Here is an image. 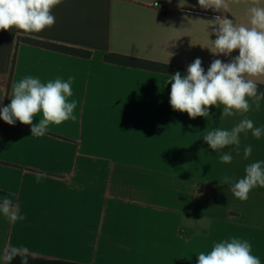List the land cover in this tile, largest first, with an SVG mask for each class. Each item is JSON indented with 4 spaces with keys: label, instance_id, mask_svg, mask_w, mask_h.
Returning a JSON list of instances; mask_svg holds the SVG:
<instances>
[{
    "label": "crops",
    "instance_id": "1",
    "mask_svg": "<svg viewBox=\"0 0 264 264\" xmlns=\"http://www.w3.org/2000/svg\"><path fill=\"white\" fill-rule=\"evenodd\" d=\"M227 4L217 11L198 0H62L51 28L0 30V109L27 75L45 83L74 76L69 99L78 101L77 119L50 125L42 137L31 136L32 125L0 118V201L11 199L26 217L12 224L0 214V264L6 248L21 245L37 253L29 264H197L201 251L230 237L248 240L264 264V187L241 202L221 185L264 161V134L241 133L238 152L235 145L213 151L202 139L244 118L264 126V99L243 115L221 119L222 108L211 106L208 117L192 119L169 103L171 75L103 60L116 54L187 69L200 58L206 73L213 60L239 55L209 50L218 27L211 21L251 27L248 10L264 0ZM20 38L91 54L79 58ZM249 78L264 86V76ZM222 152L231 163L220 162Z\"/></svg>",
    "mask_w": 264,
    "mask_h": 264
},
{
    "label": "clouds",
    "instance_id": "2",
    "mask_svg": "<svg viewBox=\"0 0 264 264\" xmlns=\"http://www.w3.org/2000/svg\"><path fill=\"white\" fill-rule=\"evenodd\" d=\"M62 0H0V30L15 28L18 32L39 33L55 24L52 9ZM202 8H213L217 11L227 10V0H198ZM158 6V5H157ZM251 27L236 25L227 17L217 18L211 24L218 25L213 30L216 36L210 41L209 50L214 55L229 56L234 50L239 55L228 63L215 59L206 74L200 58H196L187 67V74L179 71L169 76L171 82L169 103L174 111L186 112L192 119L208 117L209 108H222L221 119L243 115L252 109L260 108V100L264 92L258 93L257 80L249 77L264 76V7L249 8ZM75 77L67 80L57 77L42 82L39 77L27 75L11 87V103L0 109V118L9 125L19 121L32 125L31 136L42 137L50 125H60L65 121L77 119L74 110L78 101L69 99L73 96L72 84ZM222 106V107H221ZM41 113L38 123L33 124L34 117ZM251 131L254 138L260 139L264 134V126L256 127L249 118H244L230 130L215 128L206 131L202 139L213 151H220L227 146L235 145L237 152L240 145V134ZM252 152V146L244 149V158ZM221 163L229 164L233 160L230 152L219 155ZM245 175L238 181L225 177L223 183L230 185L229 190L241 202L247 201L249 193L255 187H264V161H256L245 167ZM37 176V182L40 181ZM0 214L10 223L26 219L21 215L19 205H13L11 199L5 197L0 201ZM29 256L36 259L37 253L30 252L27 246L6 248L2 259L4 264H12L20 257L21 264H29ZM197 264H261L260 258L252 254V244L237 237H230L214 242L211 250L201 251Z\"/></svg>",
    "mask_w": 264,
    "mask_h": 264
},
{
    "label": "trees",
    "instance_id": "3",
    "mask_svg": "<svg viewBox=\"0 0 264 264\" xmlns=\"http://www.w3.org/2000/svg\"><path fill=\"white\" fill-rule=\"evenodd\" d=\"M17 41L32 45V46H36L39 48H43V49H47V50H51L54 52L71 55V56H75L79 58H84V59H88L91 54L89 51L70 48V47L47 43L43 41L32 40L28 38H20ZM103 60L106 63H110L114 65L138 68V69H143L147 71H153V72H158V73H163V74H168V75H173L177 71H179L182 75L187 74V69L177 68V67H172V66H167V65H162V64H156L153 62L130 58V57L121 56V55H116V54H105L103 57ZM259 92H264V86L258 85V93Z\"/></svg>",
    "mask_w": 264,
    "mask_h": 264
},
{
    "label": "built area",
    "instance_id": "4",
    "mask_svg": "<svg viewBox=\"0 0 264 264\" xmlns=\"http://www.w3.org/2000/svg\"><path fill=\"white\" fill-rule=\"evenodd\" d=\"M157 5L159 6L158 1H154V2L152 3V7H153V8H158ZM165 12H166L165 10H161V11H160V13H165Z\"/></svg>",
    "mask_w": 264,
    "mask_h": 264
}]
</instances>
